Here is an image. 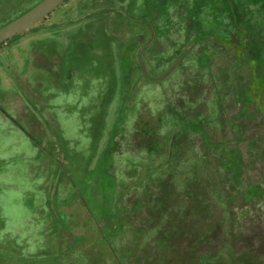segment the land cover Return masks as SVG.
<instances>
[{"label":"rangeland","instance_id":"obj_1","mask_svg":"<svg viewBox=\"0 0 264 264\" xmlns=\"http://www.w3.org/2000/svg\"><path fill=\"white\" fill-rule=\"evenodd\" d=\"M230 1L66 0L0 46V264H264V200L219 203L264 199V68Z\"/></svg>","mask_w":264,"mask_h":264},{"label":"trees","instance_id":"obj_2","mask_svg":"<svg viewBox=\"0 0 264 264\" xmlns=\"http://www.w3.org/2000/svg\"><path fill=\"white\" fill-rule=\"evenodd\" d=\"M39 1H37V3ZM227 5L229 6L228 26L232 27V30L229 33V37H230V40L231 39L235 40L232 44L236 45L239 48V50L241 51V54H244V55L246 54L245 60H247V63L249 64L255 65L258 61V58L261 57V61L260 62L258 61V62L261 64V67L264 68V0H231L230 2L227 3ZM30 8H28L27 10H29ZM27 10H25L24 12H26ZM24 12L18 14L13 19L17 18ZM13 19L9 20L8 22L12 21ZM7 23L2 24L0 27L4 26ZM35 27L36 26L32 27L29 30H32ZM244 37L247 40L246 42H243L242 40ZM242 46L244 47V49L242 48ZM253 46H255V48L258 49L257 51L258 56H259L258 58H253L254 52L253 50L250 49V47H253ZM239 63H240V60H239ZM260 79L264 81V74L260 77ZM238 153H240V157L243 162L244 160H243L240 150ZM243 165L247 173V176L249 178L248 168L246 166V163L243 162ZM249 183H250L249 186L242 192L234 194L227 198H220L219 203L222 204L220 206L226 208V211H225L226 214L228 213V209L230 205L234 201L240 198L251 200L252 198L258 197L264 200L263 190L260 187V185L254 184L250 180H249ZM195 194L196 193L194 191H190V190H185L184 194L182 193V196H181L182 203L183 202L185 203L186 201V203L183 206L182 214L183 212L185 214L186 213L188 214V212L190 211V208L194 207L193 209H197V207L192 205V203L197 201L196 199H199L201 196H198ZM187 208L189 210H187ZM221 256H222V253L218 252L215 260H217V258H220ZM207 260H210V259H204L205 262H208Z\"/></svg>","mask_w":264,"mask_h":264},{"label":"water","instance_id":"obj_3","mask_svg":"<svg viewBox=\"0 0 264 264\" xmlns=\"http://www.w3.org/2000/svg\"><path fill=\"white\" fill-rule=\"evenodd\" d=\"M66 0H41L32 8L0 27V45L46 19Z\"/></svg>","mask_w":264,"mask_h":264},{"label":"crops","instance_id":"obj_4","mask_svg":"<svg viewBox=\"0 0 264 264\" xmlns=\"http://www.w3.org/2000/svg\"><path fill=\"white\" fill-rule=\"evenodd\" d=\"M182 210H183V208H181ZM180 213H182V212H180ZM166 225H168V223H165ZM176 227V226H175ZM183 227H184V225H183ZM182 227V228H183ZM173 234V238H171V239H169V238H167V236H170V235H172ZM182 232H181V228L180 227H176V230H174V231H172V229H170V230H166L165 231V233H162L160 236H159V241L158 240H156L155 241V243H156V246L158 247V248H160L161 246L163 247V249L166 247V246H170L171 244H170V242H176L177 241V239L176 238H174V237H176L177 235H180ZM166 242H168V244H165ZM153 251H155V249H153ZM131 253V252H130ZM135 255H137V254H135ZM134 255V256H135ZM139 258V257H138ZM142 259V257H140V260Z\"/></svg>","mask_w":264,"mask_h":264}]
</instances>
